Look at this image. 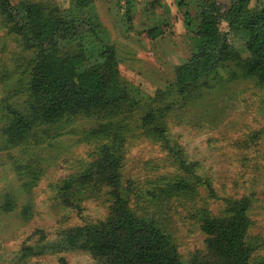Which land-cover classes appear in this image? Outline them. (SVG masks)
Wrapping results in <instances>:
<instances>
[{
	"label": "rangeland",
	"instance_id": "rangeland-1",
	"mask_svg": "<svg viewBox=\"0 0 264 264\" xmlns=\"http://www.w3.org/2000/svg\"><path fill=\"white\" fill-rule=\"evenodd\" d=\"M198 1L185 2L195 11ZM95 3L118 51L124 87L143 102L167 91L176 82V67L195 47L185 9L176 0H135L132 11L123 0ZM258 4L264 0H253L251 7ZM2 23L0 14V264H61V258L98 264L87 245L66 248L59 235L108 217L107 188L78 181L105 145L121 160L131 209L149 217L168 214L162 226L184 262L206 252L194 214L204 209L222 217L228 200L245 196L252 201L251 264L264 262V82L247 78L240 61L230 62L206 81L209 88L199 85L188 97L159 99L161 107L174 105L160 130L143 125V106L128 104L120 113L65 116L20 137L9 127L12 113L28 109L25 70L31 55ZM71 181L74 186L67 188ZM33 247L44 252L27 253Z\"/></svg>",
	"mask_w": 264,
	"mask_h": 264
},
{
	"label": "trees",
	"instance_id": "trees-1",
	"mask_svg": "<svg viewBox=\"0 0 264 264\" xmlns=\"http://www.w3.org/2000/svg\"><path fill=\"white\" fill-rule=\"evenodd\" d=\"M123 1L132 11L135 0ZM176 1L185 9L195 47L190 58L176 67V82L143 102V97L132 96L123 85L118 51L95 0H71L67 9L45 0L17 4L0 0L3 26L31 55L25 70L28 109L12 113L9 131L29 136L35 128L56 124L65 116L98 110L120 113L128 104L143 106V125L160 130L158 126L174 105L161 107L158 100L188 97L199 85L209 88L206 81L227 63L240 61L247 78L264 82V4L252 8L253 0H230L228 4L200 0L194 11L186 0ZM186 170L193 173L192 168ZM79 176L80 182L107 188L110 213L98 223L64 230L59 236L66 248L84 243L98 264H251L255 248L248 242L253 224L249 197L228 200V212L222 217L204 209L194 214L206 236V252L198 251L184 262L162 226L168 214L149 217L151 213L142 216L131 209V186L124 187L121 160L110 147L103 146ZM68 186L73 187L74 181ZM64 201L74 206L69 198ZM43 252L44 248L27 250ZM61 264L68 262L61 258Z\"/></svg>",
	"mask_w": 264,
	"mask_h": 264
}]
</instances>
